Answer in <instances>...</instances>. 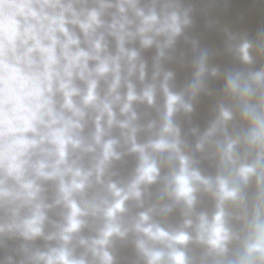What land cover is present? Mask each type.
I'll use <instances>...</instances> for the list:
<instances>
[{
  "label": "clouds",
  "instance_id": "obj_1",
  "mask_svg": "<svg viewBox=\"0 0 264 264\" xmlns=\"http://www.w3.org/2000/svg\"><path fill=\"white\" fill-rule=\"evenodd\" d=\"M195 10L196 0H0V210L13 217L11 224L0 225V247L4 234L29 241L42 236L45 211L55 204L63 201L71 208L66 225L53 222L57 231L45 237L59 246L40 251L22 245L20 264H86L68 245L88 225L82 217L98 213L107 221L102 239L81 237L79 243L99 264H112L113 257L97 245L113 233L124 235L114 223L116 213L125 211L123 199L139 201L140 185L158 180L172 201L161 211L181 205L183 228L192 232L144 227L149 216L141 213L131 229L147 238L137 241L146 264H264V27L250 36L223 26L222 52L200 48L191 81L173 93L175 73L162 61L173 58L170 52L181 37L197 50L198 42L187 34ZM153 45L149 77L141 53ZM216 55H228L235 64L211 65ZM212 81L222 82L218 92ZM158 88L166 97L161 131L136 149L140 161L126 196L109 205L101 190L86 193L100 183L110 158H119L114 151L118 140L103 138L117 126L127 129L121 136L132 140L137 131L132 104L152 105ZM200 94L215 99V115L194 151L211 150L203 158L216 159L214 177L202 176L198 160L181 150L186 141L172 119L176 112L190 116ZM116 110L126 119L118 120ZM189 131L195 135L197 128ZM87 154H94V163L85 168ZM173 161H179L178 170ZM49 180L57 182L54 204L44 203L41 182ZM253 181L257 195L249 199ZM107 188L114 190V185ZM198 193L215 201L210 219L195 214ZM74 194L80 195L82 207L73 201ZM22 210L27 214L21 216ZM242 237L243 257L229 259V244ZM147 241L164 247H150ZM189 243L206 251L197 259L189 257L184 250ZM0 264H13L12 257Z\"/></svg>",
  "mask_w": 264,
  "mask_h": 264
},
{
  "label": "water",
  "instance_id": "obj_2",
  "mask_svg": "<svg viewBox=\"0 0 264 264\" xmlns=\"http://www.w3.org/2000/svg\"><path fill=\"white\" fill-rule=\"evenodd\" d=\"M194 26L187 30V34L192 40L198 42L196 51H193L192 44L186 43L183 37L179 38L175 49L170 52L173 57L171 60H163V67L172 70L175 73V83L177 87L171 88L173 93L178 92L183 84L191 81L192 68L191 64L198 56L200 48H207L216 52H222L224 47L225 36L221 31L223 26H230L239 32H246L250 36H254L257 29L264 27V0H196V10L194 12ZM157 39H163L158 37ZM138 47V42L137 45ZM141 55L148 61V75H151L152 58L156 55V48L153 45L142 51ZM181 60L183 67H181ZM209 63L211 65H219L221 68L232 66L235 61L228 55L213 56ZM257 64L255 67H259ZM212 87L217 92L222 88L221 81H212ZM166 97L162 90L158 88L152 105L146 102L134 101L132 109L136 113V120L133 122L137 127L132 140H127L126 135L121 136L123 131L127 134V129H120L113 126L109 138L118 140L114 146V151L119 154L118 159L110 158L108 166L104 174L100 177V183L93 184L92 188H86L85 192L90 194L94 190H101L109 205L116 203L126 196L128 186L132 183L136 176V169L140 161V153L136 149L148 144L150 140H155L161 131L165 112ZM215 99L200 94L196 103L195 111L186 116L183 112L173 114V122L181 128V139L186 141V147L181 146V150L194 156L198 160L196 167L202 176L214 177L217 174L216 159L212 160L203 158L209 151L206 146L205 153L195 152V144L199 136L210 127V122L214 118ZM117 111V119L124 120L126 116L119 115ZM152 124L149 128L148 125ZM197 128V132L193 135L189 129ZM146 151H150L147 149ZM97 150L96 155H98ZM87 154L84 157L85 168L89 167L94 161ZM173 170H178L179 161L172 162ZM167 169H162L161 175H165ZM68 179L67 177L65 178ZM95 181V174L92 177ZM42 187L45 189L43 195L44 203L54 204L58 196V188L56 181H43ZM114 185V190H109L107 185ZM163 185L158 180L148 185H140L141 197L137 199L127 196L123 199V212H117L114 223L120 228L124 235L113 233L107 237L105 244L97 245V250L107 251L113 257L112 264H146L143 255L137 248L138 240H146L142 232H136L131 229V223L138 220L141 213H147L149 219L144 223V227L149 225H158L162 230L172 233L183 228L186 217L183 215L181 205L171 207L170 211L162 212L161 209L165 205H171L172 201L163 195ZM257 195V188L253 181L248 188L249 199H254ZM77 207H82L79 194L72 197ZM149 209H153L149 211ZM71 212V208L63 201L55 204L54 207L45 211L46 219L42 225L43 235L34 240H25L19 234H4L3 246L0 247V259L12 257L13 264H20L24 258L20 252L22 245H26L30 250L39 249L47 251L49 248L58 247V240H47L45 237L57 231L54 223L58 225H66V217ZM205 213L209 219L215 212V201L208 195L198 193L197 203L195 205V214ZM26 211L22 210L21 216L26 215ZM87 219L88 225L82 227L78 234H74L72 241L68 247L72 249V254L76 258L83 257L86 264H99L96 257L89 251L85 245L79 243V238L83 237L88 241L101 240L102 230L107 223L102 213H98L95 217H82ZM194 219V217H192ZM13 217L10 212L0 210V225L11 224ZM54 222V223H53ZM127 229V230H126ZM184 231L191 233L192 229L183 228ZM148 246L154 248H163L164 245L159 242L147 241ZM189 257L199 258L205 251L203 245L197 243H189L184 249ZM244 255L243 237L234 240L229 244V259H240Z\"/></svg>",
  "mask_w": 264,
  "mask_h": 264
}]
</instances>
